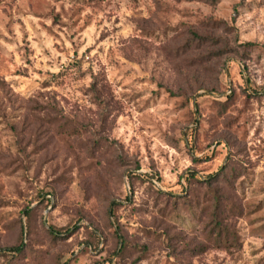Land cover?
Here are the masks:
<instances>
[{"label": "rangeland", "instance_id": "rangeland-1", "mask_svg": "<svg viewBox=\"0 0 264 264\" xmlns=\"http://www.w3.org/2000/svg\"><path fill=\"white\" fill-rule=\"evenodd\" d=\"M21 243L0 264H264V0H0Z\"/></svg>", "mask_w": 264, "mask_h": 264}, {"label": "trees", "instance_id": "trees-1", "mask_svg": "<svg viewBox=\"0 0 264 264\" xmlns=\"http://www.w3.org/2000/svg\"><path fill=\"white\" fill-rule=\"evenodd\" d=\"M247 46H254L253 43H248ZM222 171V167H220V169L214 173V174H210L207 176H202V175H198L195 173L189 174L187 176V181H195L196 183L202 185V184H207V185H211L213 183V181L215 179H217V177L220 175ZM24 247L23 244H18V245H13V246H8V247H2L0 248V255H11V256H18L20 254H22L24 252Z\"/></svg>", "mask_w": 264, "mask_h": 264}]
</instances>
